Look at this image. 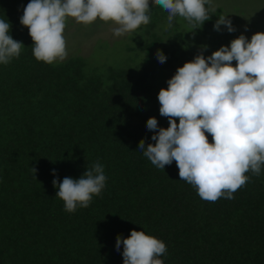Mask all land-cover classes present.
Returning <instances> with one entry per match:
<instances>
[{
	"label": "trees",
	"instance_id": "obj_1",
	"mask_svg": "<svg viewBox=\"0 0 264 264\" xmlns=\"http://www.w3.org/2000/svg\"><path fill=\"white\" fill-rule=\"evenodd\" d=\"M29 2L0 0V19L24 45L0 63V264H124L116 240L133 230L166 244L164 264H264V165L259 175L245 173L249 180L232 199L210 202L180 179L175 161L160 169L138 150L141 140L155 144L150 118L170 126L159 92L202 53L221 12L195 28L177 16L169 28L168 13L151 5L124 63L95 66L74 56L47 64L34 57L20 23ZM232 26L221 29L227 44L238 33ZM97 162L107 177L100 195L65 211L53 180L79 179Z\"/></svg>",
	"mask_w": 264,
	"mask_h": 264
},
{
	"label": "clouds",
	"instance_id": "obj_2",
	"mask_svg": "<svg viewBox=\"0 0 264 264\" xmlns=\"http://www.w3.org/2000/svg\"><path fill=\"white\" fill-rule=\"evenodd\" d=\"M151 2L168 13L169 28L177 16L195 28L215 11L212 0ZM149 5L150 0H30L20 23L34 41L36 60L52 64L68 55L64 36L68 18L85 25L97 19L111 21L118 25L114 35L122 36L150 22ZM222 25L235 31L231 20L223 16L214 29L220 31ZM11 27L0 19L2 64L19 57L24 46L9 35ZM156 55L161 64L167 60L161 51ZM167 84L158 100L160 115L168 118L170 126L159 128L157 119L150 118L147 129L156 133L151 137L155 144L146 146L141 140L138 150L160 169L175 161L180 179L193 185L203 200L232 199L248 182L245 173L251 170L259 175L264 165V33L254 34L250 42L240 35L230 47L223 46L207 58L197 55L178 68ZM32 170L37 173L36 168ZM106 179L103 165L97 162L81 178L54 179L53 185L65 211L74 213L78 205L87 208L93 196L100 195ZM121 246L124 264H164L159 257L166 253V244L144 231L133 230L126 239L118 236L116 250Z\"/></svg>",
	"mask_w": 264,
	"mask_h": 264
},
{
	"label": "rangeland",
	"instance_id": "obj_3",
	"mask_svg": "<svg viewBox=\"0 0 264 264\" xmlns=\"http://www.w3.org/2000/svg\"><path fill=\"white\" fill-rule=\"evenodd\" d=\"M155 5L150 0V5ZM212 7L215 11H220L219 17L223 16L231 20L238 28V33L231 36L229 44L223 41L225 37L221 35V30L216 31L214 25L219 18L214 21L208 29L207 40L203 39L198 48L202 53H214L209 41L216 43L215 50L218 51L223 46L230 47L231 42L244 35L249 42L256 33H264V0H212ZM179 21L187 20L180 19ZM184 23V24H185ZM118 27L113 22H103L97 19L92 24L77 23L74 19L68 18L64 36L67 42V57L83 56L90 58L91 64L98 66L100 64H122L127 57V48L132 43L135 30L122 36H115L113 29ZM225 26H221V29ZM208 41V44H207ZM206 47V50H205ZM65 58V59H66ZM61 62L60 60H57ZM65 61V60H63Z\"/></svg>",
	"mask_w": 264,
	"mask_h": 264
}]
</instances>
